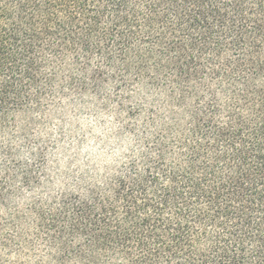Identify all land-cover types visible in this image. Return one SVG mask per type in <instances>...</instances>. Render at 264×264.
<instances>
[{
  "label": "trees",
  "instance_id": "trees-1",
  "mask_svg": "<svg viewBox=\"0 0 264 264\" xmlns=\"http://www.w3.org/2000/svg\"><path fill=\"white\" fill-rule=\"evenodd\" d=\"M86 96L128 165L8 206L17 120ZM0 136V264H264V0H0Z\"/></svg>",
  "mask_w": 264,
  "mask_h": 264
},
{
  "label": "rangeland",
  "instance_id": "rangeland-1",
  "mask_svg": "<svg viewBox=\"0 0 264 264\" xmlns=\"http://www.w3.org/2000/svg\"><path fill=\"white\" fill-rule=\"evenodd\" d=\"M102 105L86 96L64 102L44 118L28 115L17 120L11 159L16 171L12 174H33V178L31 185H25L22 177L12 181L17 195L8 206L24 210L33 201L51 202L62 193L103 182L128 165L136 138L125 128L133 120L119 116L116 108L107 111ZM145 113L138 118L141 125ZM3 137L0 147H4L2 142L10 143ZM0 215L6 211L0 210Z\"/></svg>",
  "mask_w": 264,
  "mask_h": 264
}]
</instances>
